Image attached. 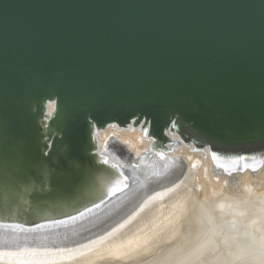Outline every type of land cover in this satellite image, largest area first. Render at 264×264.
Listing matches in <instances>:
<instances>
[{"label":"water","instance_id":"water-1","mask_svg":"<svg viewBox=\"0 0 264 264\" xmlns=\"http://www.w3.org/2000/svg\"><path fill=\"white\" fill-rule=\"evenodd\" d=\"M109 126L141 130L139 162L100 150ZM182 144L220 175L264 165V0H0V247L104 234L177 179Z\"/></svg>","mask_w":264,"mask_h":264},{"label":"bare ground","instance_id":"bare-ground-1","mask_svg":"<svg viewBox=\"0 0 264 264\" xmlns=\"http://www.w3.org/2000/svg\"><path fill=\"white\" fill-rule=\"evenodd\" d=\"M97 137L101 151L113 141L136 162L150 146L132 127L109 126ZM169 157L181 161L177 179L148 192L104 234L61 248L0 247V264H197L208 242L226 235L221 249L200 264H264V165L228 177L214 171L208 151L194 153L182 144ZM113 160L121 166L127 162ZM201 208L218 214V231L209 230Z\"/></svg>","mask_w":264,"mask_h":264},{"label":"snow or ice","instance_id":"snow-or-ice-1","mask_svg":"<svg viewBox=\"0 0 264 264\" xmlns=\"http://www.w3.org/2000/svg\"><path fill=\"white\" fill-rule=\"evenodd\" d=\"M105 163H106V161H105ZM255 170V169H254ZM12 254H14V253H5V255H12Z\"/></svg>","mask_w":264,"mask_h":264},{"label":"rangeland","instance_id":"rangeland-1","mask_svg":"<svg viewBox=\"0 0 264 264\" xmlns=\"http://www.w3.org/2000/svg\"><path fill=\"white\" fill-rule=\"evenodd\" d=\"M193 252H194V251H193ZM191 254H192V252H191ZM209 254H210V253H209ZM220 254H221V253H220ZM208 256H210V255H208ZM217 256H218V254H217ZM215 258H216V257H215ZM202 262L204 263V261H202ZM203 263H202V264H203ZM192 264H193V263H192ZM197 264H200V263H197Z\"/></svg>","mask_w":264,"mask_h":264}]
</instances>
